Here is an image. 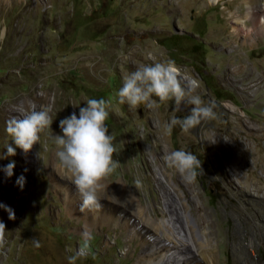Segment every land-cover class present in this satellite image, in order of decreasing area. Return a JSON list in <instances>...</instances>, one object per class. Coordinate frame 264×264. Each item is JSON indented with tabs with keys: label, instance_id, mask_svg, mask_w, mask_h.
Masks as SVG:
<instances>
[{
	"label": "rangeland",
	"instance_id": "374dc122",
	"mask_svg": "<svg viewBox=\"0 0 264 264\" xmlns=\"http://www.w3.org/2000/svg\"><path fill=\"white\" fill-rule=\"evenodd\" d=\"M242 1L0 0L5 4L0 9V204L15 214L9 220L0 208L6 230L0 264H68L80 248L83 235L74 229L81 222L66 213L52 182L71 179L55 155L51 135L61 134L59 121L73 112L78 116L88 99L110 101L105 123L119 167L106 181L125 183L158 215L161 196L179 186L190 204H202V222L194 215L193 220L209 234L203 239L211 238L213 264H248L241 245L253 232L264 239L259 200L264 196V37L236 51L237 64L244 63L246 70L230 75L233 57L226 43L236 40L230 26ZM169 59L182 75L201 83L198 92L206 104L215 103L216 119L190 132L176 126L166 135L164 124L173 115L189 114L191 105L182 103L174 112L173 101L160 104L156 97L159 106L153 108L119 103L125 76L140 65ZM32 104L36 110L50 108L53 123L25 153L6 133V122L22 118L19 109L29 111ZM7 145L15 148L14 156L6 155ZM174 150L200 159L202 173L195 181L167 165L165 157ZM13 161L8 177L4 168ZM21 176L22 188L17 184ZM90 234V253L76 264H133V255L123 253L127 242L119 227ZM133 247L136 254L139 246L133 242ZM254 250L252 257L259 254L263 261L264 243H255Z\"/></svg>",
	"mask_w": 264,
	"mask_h": 264
},
{
	"label": "clouds",
	"instance_id": "9594fccd",
	"mask_svg": "<svg viewBox=\"0 0 264 264\" xmlns=\"http://www.w3.org/2000/svg\"><path fill=\"white\" fill-rule=\"evenodd\" d=\"M201 83L190 76L182 75L173 60L140 65L135 71L124 77L123 86L118 92L119 103H127L136 108L141 104L148 108L158 107L168 101L174 102V112H179L180 106L191 105L189 114L183 118L173 115L163 126L164 133L171 135L174 127L179 126L183 132L201 125L204 121L214 120L217 117L215 103H205L198 89ZM110 101L105 99H88L84 107L79 108V114L71 115L59 121L61 134L51 135L56 145V157L63 169L70 175L71 182L81 197L79 210L100 211V192L105 191L107 185L103 183L118 167L119 161L113 156L117 152L113 144L114 137L109 133L106 120L109 117L108 108ZM22 118L13 117L6 122V133L12 138L15 146L27 153L38 144L40 134L50 130L53 119L51 109L43 107L36 110L35 104L29 111L23 107L19 109ZM51 132V131H50ZM52 133V132H51ZM7 156L16 154L15 148L7 145ZM165 161L170 168H174L188 182L196 180L202 173L201 161L191 152L185 150L171 151ZM15 163L9 162L4 168L8 177L13 175ZM199 170V171H198ZM17 184L22 188L24 177L17 179ZM8 212L9 220L15 218L11 208L0 204ZM5 224L0 222V246L5 238ZM92 236L83 234V240L76 255L68 258V264H76V260L85 257L91 250ZM37 248L41 246L38 240H33Z\"/></svg>",
	"mask_w": 264,
	"mask_h": 264
},
{
	"label": "bare ground",
	"instance_id": "6f19581e",
	"mask_svg": "<svg viewBox=\"0 0 264 264\" xmlns=\"http://www.w3.org/2000/svg\"><path fill=\"white\" fill-rule=\"evenodd\" d=\"M208 1L211 4L221 2V0ZM242 4L243 8H238L236 11L238 13H232L233 21L231 23L233 24L230 29L234 32L233 38L236 40L226 43V46L229 47L228 53L231 54V58L233 57L229 61L231 66L229 71L232 73H229L230 75L240 74L246 70L244 63L237 64L240 59L236 51L246 46L252 47L255 44V39L259 41L261 37H264V0H243ZM3 6L5 4L0 2V9ZM241 13H244L243 16ZM260 61H264V58H260ZM149 113L152 114L153 111L151 110ZM25 156L28 161L33 158L31 154ZM51 161L52 159L49 157L47 163H53ZM52 182L58 187V190L55 189V191L63 201L66 213L71 215L77 223L81 222V225L74 231L83 235L104 226L108 229L114 226L119 227L123 234V240L127 242L123 253L127 256L133 255V264L214 263L215 251L210 244L211 238L203 239L201 235L206 236L208 233L200 231L193 220L194 215L198 216L199 222H202L203 214L199 213L202 204L197 202L190 204L189 199L184 196L179 186L173 185V190L170 188V195L161 196L162 206L158 215L154 205L143 204L138 198V194L132 193L128 189V185L121 181L108 182L105 178L103 183L107 187L105 191L99 193L101 210H85L84 212L79 210L81 197L72 182L62 184L54 178H52ZM259 200L264 206V196ZM19 201H17V205H20ZM149 209L153 211V214L149 212ZM253 234L254 232L249 234L247 243L242 244L241 248L247 253L248 264H264V260L259 259V254H256V258L252 257L255 252L254 244L264 243V239H258ZM133 242L139 246V251L136 254L133 253L135 251ZM107 245L108 243L105 242L104 246Z\"/></svg>",
	"mask_w": 264,
	"mask_h": 264
}]
</instances>
